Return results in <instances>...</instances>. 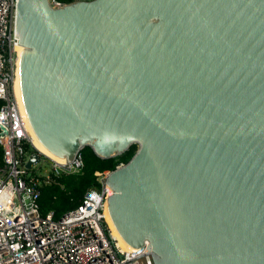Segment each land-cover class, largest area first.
<instances>
[{
  "label": "water",
  "instance_id": "1",
  "mask_svg": "<svg viewBox=\"0 0 264 264\" xmlns=\"http://www.w3.org/2000/svg\"><path fill=\"white\" fill-rule=\"evenodd\" d=\"M14 42L41 150L137 145L105 177L132 255L264 264V0H16ZM34 148L27 168L47 156Z\"/></svg>",
  "mask_w": 264,
  "mask_h": 264
},
{
  "label": "built area",
  "instance_id": "2",
  "mask_svg": "<svg viewBox=\"0 0 264 264\" xmlns=\"http://www.w3.org/2000/svg\"><path fill=\"white\" fill-rule=\"evenodd\" d=\"M49 1L53 6L63 4ZM15 9L16 0H0V264H153L149 255L142 256L145 251L132 255L108 227L109 171L98 174L100 186L87 188L79 202L60 216L52 209L42 213L40 186L52 182L54 174L80 170L83 155L80 149L63 163L43 155L53 169L42 175L25 166L34 151L24 146L33 144L12 83Z\"/></svg>",
  "mask_w": 264,
  "mask_h": 264
},
{
  "label": "trees",
  "instance_id": "3",
  "mask_svg": "<svg viewBox=\"0 0 264 264\" xmlns=\"http://www.w3.org/2000/svg\"><path fill=\"white\" fill-rule=\"evenodd\" d=\"M63 3L72 0H59ZM26 150L36 151L28 142L24 145ZM136 144H131L124 152L110 156L100 157L96 155L89 145L81 148L83 166L76 172H61L54 174L52 182L43 183L40 186V209L42 213L54 210L56 216L74 206L82 198L84 191L91 186H100L97 180L98 174L105 173L116 167L123 161L126 162L135 152Z\"/></svg>",
  "mask_w": 264,
  "mask_h": 264
},
{
  "label": "bare ground",
  "instance_id": "4",
  "mask_svg": "<svg viewBox=\"0 0 264 264\" xmlns=\"http://www.w3.org/2000/svg\"><path fill=\"white\" fill-rule=\"evenodd\" d=\"M16 46H19V47H22V48H23V46H22L21 44H19V43H17ZM13 90H14V89H13ZM30 139H31V142H32V144L34 145V147H36V148H37L38 150H40L42 153L46 154L48 157H50L51 159H53V160H55V161H57V162H59V163H63V162L58 161L57 159H55V158L52 157L51 155L47 154V153L44 152L43 150H41V149L37 146V144L33 141V139H32L31 137H30ZM109 190H110V192H112V189H111L110 186H109ZM105 219H106V221H107L108 227H109L110 230H111L112 235H113L115 238L118 239L119 243H120L123 247L127 248V246L125 245V243H124V241H123V239H122V237H121L119 231L117 230V228H116V226H115V224H114V222H113V220H112V218H111V215H110V213H109V210H108L107 205H106V207H105Z\"/></svg>",
  "mask_w": 264,
  "mask_h": 264
},
{
  "label": "rangeland",
  "instance_id": "5",
  "mask_svg": "<svg viewBox=\"0 0 264 264\" xmlns=\"http://www.w3.org/2000/svg\"><path fill=\"white\" fill-rule=\"evenodd\" d=\"M31 168L34 169L37 173L42 175V174H47L48 171H52L53 166H52V162L48 158L42 155L40 157V160L34 163Z\"/></svg>",
  "mask_w": 264,
  "mask_h": 264
}]
</instances>
